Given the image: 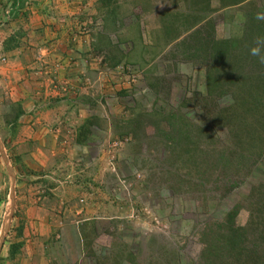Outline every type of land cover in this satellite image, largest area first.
<instances>
[{"label": "rangeland", "instance_id": "374dc122", "mask_svg": "<svg viewBox=\"0 0 264 264\" xmlns=\"http://www.w3.org/2000/svg\"><path fill=\"white\" fill-rule=\"evenodd\" d=\"M29 1L0 0V20L5 21H0V33H8L14 8L22 11ZM100 1L58 0L64 6L60 11L69 10L76 18L75 26L70 24L73 32L68 44L74 41L87 48L86 61L95 66L93 80L86 85L97 91L91 109L97 115L89 139L98 144L91 146L88 157L96 155L95 147H104L100 159L105 160L99 161L104 166L102 175L85 183L78 202L89 207L84 213L89 223L97 221L96 231L102 233L98 237L107 236L109 228L108 246L112 245L105 251L96 246L103 261H95L94 256L91 260L94 264H236L234 255L224 248L227 215L242 207L234 225L245 232L248 209L257 200L254 191L260 189L257 198L264 200V155L242 162L232 154L239 147L247 148L238 134L245 133L251 143L257 124L252 125L249 105L242 106L238 98L225 93L217 100L216 93L211 95L207 77L214 67V45L226 46L228 65L240 68L236 75L252 73L248 86L258 91L256 84H260L264 89V28L260 24L264 0L225 9L219 0H207L209 6L203 5L206 0H117L118 11L107 17L109 22L103 21L109 9ZM78 8L86 12L84 22L79 20L83 18ZM191 9L196 12L185 16ZM181 11L184 15L177 16ZM18 35L22 43L24 36ZM3 39L0 36V56L8 40ZM253 48L263 55L258 66L252 63ZM256 68L262 71L252 70ZM58 71L55 64L48 74ZM221 82L215 88L220 81H212L215 92L233 90L241 97L239 82L236 85L235 80L229 89L228 79ZM6 102L0 108V147H8L5 127L17 124L6 116L10 106L12 113L18 106ZM225 109L230 111L223 114ZM262 131L256 141L258 153L264 152ZM10 149L2 148L0 153V264H21L19 258L9 261V249L23 244L18 240L24 237L20 229L26 216L17 209V186L23 183L24 169ZM36 201L39 206L44 199ZM257 223L252 220V232ZM87 229L88 225L83 226L82 233ZM253 236L248 234L250 241Z\"/></svg>", "mask_w": 264, "mask_h": 264}, {"label": "crops", "instance_id": "0c3cea01", "mask_svg": "<svg viewBox=\"0 0 264 264\" xmlns=\"http://www.w3.org/2000/svg\"><path fill=\"white\" fill-rule=\"evenodd\" d=\"M62 7L58 0H30L22 11L14 8L6 26L8 33H0L3 40L24 36L22 43L16 39L12 45H5L0 56V108L6 101L20 108L12 113L10 106L6 117L17 124L5 127V138H9L7 145L24 169L23 183L19 181L17 186V209L26 216L24 237L18 240L23 248L16 258L21 264H94L93 256L95 261H103L95 247L105 251L112 245L108 246L109 228L107 236L103 233L98 237L102 233L96 231L97 221L89 223L91 219L84 213L89 207L78 202V193L86 190L85 183L95 182L102 175L104 166L99 161L105 159H100L104 147H95L96 155L88 157V151L98 144L94 139L77 141L83 127L97 115L91 111L97 91L86 85L93 80L95 66L86 61L87 48L74 41L68 44L73 32L70 24L74 25L76 18L69 10L60 11ZM78 13L84 22L86 12L79 9ZM55 64L59 73L48 74ZM8 147H0V153ZM36 199L44 201L38 206ZM108 208L110 213L111 206ZM85 225L89 229L82 233Z\"/></svg>", "mask_w": 264, "mask_h": 264}, {"label": "trees", "instance_id": "16d2710c", "mask_svg": "<svg viewBox=\"0 0 264 264\" xmlns=\"http://www.w3.org/2000/svg\"><path fill=\"white\" fill-rule=\"evenodd\" d=\"M185 1L188 2V0H185ZM208 1L210 2V0H208ZM251 2L253 4V0H219V4H220L221 9L222 8L225 9V8H229V7H239L245 3H251ZM99 4L105 6L107 9H109L106 13L103 14L104 16L106 15V17H105L106 19L110 14H115V12L118 11L117 0H102V1H100ZM204 4H205V6H207V5L209 6V3L207 4V0L205 2H203V5ZM190 12H191V14L185 15V16L193 15L196 11L191 9ZM183 15H184V13L182 11L179 14L177 12V16H183ZM204 16H202L201 18L203 19ZM107 21L109 22L110 20L108 19ZM260 24H261V27L264 28V21H261ZM262 28H260V29L262 30ZM168 30L170 31V29H168ZM252 33H254V31H252ZM261 33L257 32L254 34L255 35H259V34L261 35ZM15 41H16V38L12 37V38L7 40L6 45H8V43L15 42ZM259 45L262 46L261 44H259ZM219 46L214 45V47H213L215 53L213 55V64L212 65L214 67H213L212 71H210L209 76L207 77L210 94L214 95L216 93L217 100L221 99L220 95L222 96L225 93H226V95L231 94L232 97H234V100H236L238 98L239 101H241L242 106L245 107L246 105H249V108L252 111V125H254V124L258 125V126L256 125V130L252 131L251 143H249L247 141L248 139H247V136L245 135V133L240 132L238 134L239 136L237 138L241 139L244 142V146L247 145V148L245 149V147H239L240 149H236V151L233 152L232 154L236 156L235 157L236 159L240 158L239 160L242 162L248 161V158L250 156L252 158L254 157L255 159L261 158L264 155V152L260 151V153H258L256 147H260V146L257 145L256 141H258L260 139L261 134L263 132L262 130H264V97H260L257 95L264 94V89H263V87H261L260 84H256V87H260L258 91H256V90L253 91L252 86H250V87L248 86V81L253 79L252 73L251 74L236 75L235 72L237 70H240V68L239 69L237 68L238 65L236 67L234 65L232 67H230V65H228V64H230V62H229V59L227 57L228 56V53L226 52L227 47L224 46L225 47L224 48V47H219ZM5 48H6V46H5ZM232 51L236 52V49H234ZM225 57H226V59H225ZM231 57H232V54H231ZM262 59H263V55H261V56L260 55H257V56L254 55V58L252 60V63L254 64L253 66H255V65L258 66V64H260ZM229 67L231 69H227ZM225 69H227V70H225ZM252 70H256V72L262 71L261 68H256V69H252ZM140 72H141V70H140ZM222 75L225 77H223ZM230 76H234L232 78V80H231ZM215 79L217 81H220L219 84L213 85V87H215V88L221 87L222 79H228L230 81V85L228 87H226L228 89L234 87L233 84H234L235 80H236V85L239 82L237 86H239L238 89L241 92V97H240V94H239V96L237 93L235 95L233 90H230L228 92H224L222 94H221V92L220 93H218L217 91L215 92V90L212 89V81ZM246 79H248L247 82L245 81ZM257 83H259V81ZM246 93H247V95H246ZM243 103H244V105H243ZM246 107L248 108V106H246ZM19 109L20 108L17 107V109L15 111H18ZM231 110H232V108H231ZM228 111H230V110L225 109L223 114H226ZM223 116H225V115H222L220 117H223ZM227 118L232 119V118H230V116H227ZM94 120H95V117H93L91 120H89L87 122V124L83 127L80 134L78 135V139H77L78 143L85 142L86 140L89 139V137L91 135L92 127L94 126ZM259 132H261V134L258 136ZM172 144H175V143L172 142L171 145ZM249 145H251V147H248ZM262 146L264 147V145H262ZM259 191H260V189H257V191H254V197L257 200L255 202H252L253 203L252 207L248 209L250 222L248 220L247 227L245 228V232L242 230H237V228L234 225V220L236 217L239 216V214H240L239 211L242 207L237 206L234 210H232L227 215V218H228L227 224L229 226H227V231L224 235V238L227 236V240H228L227 242L228 243H227V245L225 244L224 248H225V250L228 249L229 254H232V256L234 255L233 257L237 261L236 264H244V263L245 264H250V263H252V264H264V200H260V201L258 200L259 198H257V196H259L258 195ZM249 199H250V201H252V195L249 197ZM261 201L263 202V204H261L262 203ZM254 219L258 220V223H257L258 225H257L256 229H254L252 232V220H254ZM22 230H23V228L20 229V235H21ZM252 233L254 236H253V240L250 241L248 234L250 236V234H252ZM208 236H210V234H208L206 238H208ZM22 248H23L22 243L12 244L10 246V249H9L10 250V255H9L10 260L9 261H14L18 256H20ZM247 250H249L248 253H246ZM246 256H248L246 258V262L243 263L242 259H244V257H246Z\"/></svg>", "mask_w": 264, "mask_h": 264}, {"label": "clouds", "instance_id": "9594fccd", "mask_svg": "<svg viewBox=\"0 0 264 264\" xmlns=\"http://www.w3.org/2000/svg\"><path fill=\"white\" fill-rule=\"evenodd\" d=\"M259 54V50L256 48L252 49V55H258Z\"/></svg>", "mask_w": 264, "mask_h": 264}, {"label": "water", "instance_id": "95a60500", "mask_svg": "<svg viewBox=\"0 0 264 264\" xmlns=\"http://www.w3.org/2000/svg\"><path fill=\"white\" fill-rule=\"evenodd\" d=\"M13 200H14V198H13ZM13 205H14V201H13Z\"/></svg>", "mask_w": 264, "mask_h": 264}]
</instances>
